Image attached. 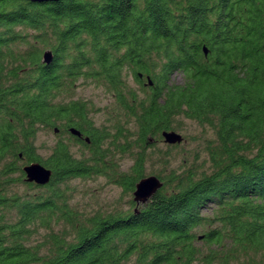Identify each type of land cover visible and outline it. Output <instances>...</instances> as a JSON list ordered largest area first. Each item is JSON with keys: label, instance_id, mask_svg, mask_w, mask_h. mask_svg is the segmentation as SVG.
<instances>
[{"label": "trees", "instance_id": "trees-1", "mask_svg": "<svg viewBox=\"0 0 264 264\" xmlns=\"http://www.w3.org/2000/svg\"><path fill=\"white\" fill-rule=\"evenodd\" d=\"M80 79L135 121L129 172L105 154L118 137L74 99ZM179 117L213 128L210 173L157 175L162 188L137 211L133 201L90 217L71 208L75 179L108 175L134 192L150 141ZM56 130L44 158L37 136ZM34 163L52 172L47 185L26 182ZM0 264H264V0H0Z\"/></svg>", "mask_w": 264, "mask_h": 264}, {"label": "rangeland", "instance_id": "rangeland-1", "mask_svg": "<svg viewBox=\"0 0 264 264\" xmlns=\"http://www.w3.org/2000/svg\"><path fill=\"white\" fill-rule=\"evenodd\" d=\"M124 77L127 86L135 90L140 98H143L140 87L132 74L124 71ZM173 82L182 85L185 83V76L177 74ZM75 93L74 99L85 102L88 106L90 119L95 127L107 129L110 135L118 137L105 143V148H107L105 154L110 159L108 161L114 162L121 170L129 172L134 162L133 157L139 150L137 148L138 130L135 121L125 116L112 93L96 86L89 80L80 79L76 85ZM173 131L182 137L181 144L169 145L165 143L163 138L150 141L151 146L147 150L146 177L157 175L168 177L184 170H191L197 175L210 173L212 162L209 147L216 143L213 128L207 124H199L196 121L179 117L175 122V130ZM56 136L58 135L50 131H42L38 134L35 145L42 157L45 158L50 155L52 147L58 140ZM63 138L68 139V136H63ZM116 141L118 143L114 144ZM71 151L73 156L78 159L84 157L89 159L91 156L87 150L80 146L74 145ZM70 186L71 208L84 217H90L97 213L110 214L120 210L132 209V201L136 205L133 208L136 211L144 205L136 203L134 192L125 191L121 186L114 184L108 175H94L89 178L75 179L70 182ZM16 191L20 194L34 192L28 191L23 185H19ZM206 214L212 215L211 212ZM203 231L199 232L202 234ZM46 235L47 230H39L38 234L31 238V244L41 243Z\"/></svg>", "mask_w": 264, "mask_h": 264}, {"label": "water", "instance_id": "water-1", "mask_svg": "<svg viewBox=\"0 0 264 264\" xmlns=\"http://www.w3.org/2000/svg\"><path fill=\"white\" fill-rule=\"evenodd\" d=\"M32 3H50L59 2L61 0H26ZM53 62V53L51 51H46L43 55V63L49 65ZM148 84L152 86L151 80L148 78ZM58 131L56 130V133ZM71 134L80 137L81 134L76 129L70 130ZM163 138L165 143L169 145L181 144L182 137L174 131H165L163 133ZM89 141V140H87ZM23 172L26 176V182L29 184H35L37 186L47 185L52 177V172L46 169L39 163H34L23 168ZM162 181L157 176L145 177L139 181L136 185V189L133 193L134 201L138 204H146L150 199L157 193L158 190L162 188Z\"/></svg>", "mask_w": 264, "mask_h": 264}, {"label": "flooded vegetation", "instance_id": "flooded-vegetation-1", "mask_svg": "<svg viewBox=\"0 0 264 264\" xmlns=\"http://www.w3.org/2000/svg\"><path fill=\"white\" fill-rule=\"evenodd\" d=\"M59 133H57L58 135ZM76 137V136H75ZM88 136L87 135H82L80 137H76L78 140H80L81 143H86L89 144V141H87L88 139H86Z\"/></svg>", "mask_w": 264, "mask_h": 264}]
</instances>
